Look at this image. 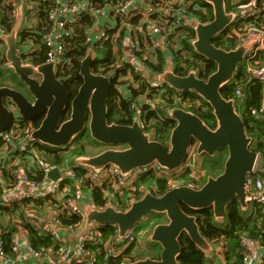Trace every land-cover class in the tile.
Listing matches in <instances>:
<instances>
[{
  "label": "water",
  "instance_id": "obj_1",
  "mask_svg": "<svg viewBox=\"0 0 264 264\" xmlns=\"http://www.w3.org/2000/svg\"><path fill=\"white\" fill-rule=\"evenodd\" d=\"M202 1L212 7L213 18L208 22H190L196 36L192 45L197 53L216 63V70L206 79L194 71L180 75L173 60L168 59L161 72L148 73V77L178 91L195 92L211 107L216 125L211 127L192 110L171 107L167 114L176 125L168 143L152 138L137 116L132 124L109 122L112 82L108 75L93 71L97 53L91 42H88L87 54L80 64L83 82L72 97L66 85L57 78L58 69L54 61L34 64L22 59L19 38L25 24V0H19L16 6L11 30L7 33L0 31V38L6 45L4 67L17 76L23 90L26 88L23 92L11 86H0V135L10 128L15 117L32 120L43 113L40 124L28 135L32 144L66 148L88 129L92 139L107 148L97 154L73 155L66 165L92 170L96 174L114 166L127 176L134 169L154 162L173 171L185 163L193 145L199 155L214 156L223 148L228 152L223 171L217 176H208L200 188L177 185L159 196L147 192L132 201L125 210L116 209L112 203L97 208L90 202L79 201L84 222L78 230L64 233L70 244H77L94 224L116 226L117 237L122 239L151 213L162 214L168 222L155 224L149 235L151 243L160 245V257H144L126 264H180V238L183 234L209 257L216 246L202 235L197 216L183 207L193 212L212 209L216 222L223 223L230 202L238 199L242 211H248L254 202L248 184L256 171L260 153L252 149L253 137L246 132L235 98H227L222 93L234 79L236 68L246 57L248 47L241 43L235 48L224 49L213 42L214 37L238 21L240 12L228 9V0ZM36 75L41 77V83ZM28 97H33L34 101ZM68 112L69 118L63 120ZM61 172L59 167L51 170L43 189L48 184L54 185Z\"/></svg>",
  "mask_w": 264,
  "mask_h": 264
},
{
  "label": "trees",
  "instance_id": "obj_2",
  "mask_svg": "<svg viewBox=\"0 0 264 264\" xmlns=\"http://www.w3.org/2000/svg\"><path fill=\"white\" fill-rule=\"evenodd\" d=\"M18 1L19 0H0V27L6 32H9L14 24V3ZM34 1L37 4L35 7L36 18L32 25L25 27L20 33L19 47L21 48L26 40L29 43H33L36 47V51L30 53L28 59H32L35 63H42L46 60L47 52L49 51V47L43 42V36L53 25V22L50 20V13L55 8L56 4L54 0ZM198 1L204 2L202 0ZM253 2L259 12L251 15L248 13L244 15L240 14L235 24L224 33L214 37L213 42L215 45L224 49L235 48L242 42L244 36H242L241 33L247 32L248 25H254L256 27L264 26V0H228L227 5L228 9L241 12L243 8L249 7ZM206 6L207 11L205 13L201 11L196 12L197 18L201 21H209L213 18L212 7L209 4ZM132 22L136 23L137 19H133ZM94 25L95 21L92 15L85 13L74 27L71 35L66 39L67 60L69 63L65 68V75L71 73L76 79V82L65 83L69 87V92L72 97L77 93L81 85L80 82L82 78L79 75L80 64L87 54L88 42L90 40L89 30ZM190 30L191 33L195 35L194 30ZM175 44H178V47L176 48L174 46L168 53L172 56L178 74L187 75L191 71H195L201 78L206 79L216 70V63L197 53L193 45L188 42V39L182 38L179 42H174V45ZM92 47L97 53V58L92 64L93 71L108 75L112 82V90L109 97V122L114 121L120 124H131L136 116L137 102L141 97L146 96L156 102L155 105L145 103L141 105V122L144 126V130L152 132V136L155 140L168 143L171 131L176 125L173 119L166 116V111L165 109H161V104L168 106V108L183 107L186 110H192L211 127H215V117L213 116L211 107L195 92L190 90L178 91L169 86L167 91H164L160 87H155L149 83L147 77L141 73L132 70L129 71V68H131L130 65L123 64L118 66V57L114 52V44L111 38L104 41L103 44L95 42L92 44ZM5 51L6 45L0 40V67L3 68V70L0 69V86L7 85L19 89L18 86L21 85V83L17 76L6 67L4 68L6 61ZM25 57L26 56H24V58ZM258 58L261 64H264V49L259 51ZM164 64V56L159 55L157 64H149V70L159 72L163 69ZM4 71L8 72L5 73ZM117 86L122 87V89L127 88L128 94H124L123 90L118 89ZM237 89H241V96L236 95ZM261 91L262 84L260 80L255 78L246 65L241 62L238 64L234 79L229 85L224 87L222 93L227 98H235L236 107L246 126V132L249 136L253 137L252 149L260 153V158L264 165V119H261L258 114L263 100ZM25 121L27 123L29 122L28 119L24 118V122ZM34 123L37 127L40 121H35ZM85 136H87L88 139L90 138L91 141H94L87 129L66 148H53L40 143H35V145L38 146L40 151L44 152V161L58 166H65L69 155L72 154L68 153V150L71 148L70 146H77L76 150H73V153H85L83 148H79V141ZM224 149L225 148L219 149L215 153L213 158L215 159L213 160L214 163L225 162L224 160H226L227 156L223 152ZM206 157L210 156L206 155ZM209 166L212 167V164L206 160L204 163L205 169L202 182L206 181L208 175H213L209 171ZM73 169L80 177L85 175L86 169L80 167H75ZM259 175H263V173L259 171L257 174L251 175L250 178L255 179ZM35 177L41 181L43 174L41 172L36 173ZM177 178L185 185H192L195 183V180L191 179L188 174H183ZM75 182L76 181L71 178L65 179L62 185L59 186V194L55 197L48 196V198L40 199L33 203L29 201H24V203H13L7 208L0 205V215L5 213L3 212L4 210H8L7 212H11L13 215L11 219L9 218L7 225L3 226L0 224L1 236L4 240V249L8 256L13 258V256L16 255L14 236L18 232L17 226L20 224L28 231L30 235V244L33 247L52 250L54 254H58L61 249L49 235L42 232L40 226L35 225L31 221H27L24 214H19V212L26 211L30 206L38 207L39 211L40 206L44 204L47 205L51 203L54 207L57 206L60 209L58 217L56 218L57 221L64 229L76 230L83 224L84 217L75 213L70 208V203L80 200L82 194L87 191H91L93 205L97 208H104L109 201V194L116 197L117 201L124 203L128 198L135 197L139 199L144 193L145 188H149V190L155 189V191L161 195L171 188L167 180L157 177L153 173L141 177L134 190L127 189L123 191L122 194L114 192L113 189L105 185L99 186L89 178L83 180L81 185H76ZM183 208L188 213L197 215L200 231L204 237L215 245L220 243L224 244V256L227 264H241L242 254L240 252V238L243 234H249L264 242V230L260 227V222L263 218V207L256 202L250 205L248 211H242L238 199L233 200L228 205L223 223L216 222L212 209H203L193 212L187 207ZM151 215L155 217H165L162 214L156 213H151ZM17 219L20 220V223L16 222ZM145 222V226H142V230L145 228L144 231H147L150 224L154 227L155 223L158 221L156 220L153 222L151 219H147ZM101 231L102 242H94L87 246L88 249L95 253L92 264H126L144 257L136 252V238L131 240L130 245L123 251L118 253L111 252L109 248L113 247L116 240L117 227L114 225H103ZM142 236H146L145 233ZM180 242L182 244V252L179 257L180 264H208V261L211 260L186 234L181 236ZM149 243L159 246V251L157 250V252L158 254L161 252L159 244ZM148 255L153 258L157 257L152 253ZM71 264L85 263L73 261Z\"/></svg>",
  "mask_w": 264,
  "mask_h": 264
},
{
  "label": "built area",
  "instance_id": "obj_3",
  "mask_svg": "<svg viewBox=\"0 0 264 264\" xmlns=\"http://www.w3.org/2000/svg\"><path fill=\"white\" fill-rule=\"evenodd\" d=\"M54 1L56 6L50 13V20L53 25L43 36L44 44L49 47L45 63L54 61L59 71H65L69 63L67 60L66 39L71 35L81 17L87 13L92 15L95 21V25L89 30L91 46L95 42L103 44L104 41L111 38L114 44V52L118 57V66L123 64L130 65L129 71L141 73L147 77L149 83L155 87H160L164 91H167L165 87L168 88V86L151 81L148 77V73H153V71L149 70V64H157L159 55L164 56L165 64L168 59L172 60V56L168 52L174 46L177 48L178 44L174 45V42H179L182 38L188 39V42L192 45V41L196 36L191 33L190 22L199 20L196 12L205 13L207 11V4L198 0ZM18 2L14 3L15 14ZM36 6L37 4L34 0H25L24 28L34 23ZM249 8L253 12L251 14L259 12L254 2L251 3ZM133 19H137V22L133 23ZM0 31L7 33L1 27ZM242 36L244 37L241 43H245L248 47L247 55L242 62L262 84L261 97L263 100L258 114L261 119H264V64H261L258 58L259 51L264 49V26L248 25L247 32ZM0 40L2 39L0 38ZM35 51V45L27 42V40L20 48L22 59H28L29 54ZM24 56L26 57L24 58ZM236 95H242L241 89L236 90ZM144 103L155 105V102L150 98L141 97L136 104L135 114L139 118L142 116L141 105ZM161 109H165L166 116H168L167 112L170 108L163 105ZM32 129L34 128L31 127V124L27 126L23 118L15 117L10 128L0 135V205L5 207L11 206L13 203H24V201L33 203L40 199L48 198V196L55 197L59 194V186L62 185L65 179L69 178L79 183H81V180L89 178L99 186L105 185L113 189L114 192L122 194L127 189L134 190L140 178L150 173L167 180L171 187L182 184V181L177 177L183 174H188L193 180H199L204 175L200 164L197 167L194 162H190L192 154V150H190L185 163L173 171L164 169L157 162H154L148 166L134 169L127 176H123L118 168L109 166L101 174H96L92 170L86 169L85 175L80 177L73 168L68 169L66 165L58 166L44 161V152L40 151L37 145L28 141V135ZM57 167L62 170L61 176L55 180L54 185L48 184L46 189H43L48 173ZM259 171L263 175H259L255 179L249 178L248 188L254 197V202L263 207V218L261 219L260 227L264 230V165L257 168L255 173L257 174ZM39 172L43 174L41 181L35 177L36 173ZM197 173L198 175H196ZM147 192L160 195L155 189L149 190V188H145L141 197ZM4 196H7V198ZM108 197L109 201L106 205L112 203L118 210L127 209L132 201L137 199L132 197L121 203L119 201L114 202L112 199L115 197L112 194H109ZM70 208L75 213L83 216L81 208L78 206V201L71 202ZM37 212L39 213V209ZM82 226L83 224L76 230ZM102 226L94 224L84 236L78 239L77 244H70L64 234L66 231L76 230L64 229L57 219L53 220V222L43 223L40 227L43 233L49 235L61 247L58 252L61 263L71 264V262L77 261L92 264L95 253L88 249L87 246L94 242H102ZM132 238H134L132 231L127 233L122 239H119L116 235V240L113 247H111L114 251L110 248L109 250L113 253L120 252V249L124 247V242L129 239L133 240ZM27 252L37 260L53 259L52 250L37 249L30 243L27 246ZM224 252L223 243L216 245L213 255L209 257L211 260L208 261V264H227ZM240 252L242 254L241 264H264V242L260 239L254 238L249 234H243L240 238ZM13 261V258L5 252L4 240L0 230V264H14Z\"/></svg>",
  "mask_w": 264,
  "mask_h": 264
},
{
  "label": "crops",
  "instance_id": "obj_4",
  "mask_svg": "<svg viewBox=\"0 0 264 264\" xmlns=\"http://www.w3.org/2000/svg\"><path fill=\"white\" fill-rule=\"evenodd\" d=\"M247 9H248L247 7L243 8L241 11V14L244 15L245 11H247ZM243 10H245V11H243ZM246 13L251 15V13H253V12L250 11V12H246ZM124 90H125V92L128 93L127 88H125ZM69 168H71V167H69ZM82 182H83V180H81V183L75 182V184L81 185ZM4 197L7 198V196H4ZM79 201H87V202L92 203V205H93L91 191H87V192L83 193L81 196V199L78 200V202ZM45 207H47V212L43 216L42 213L44 212L43 209ZM7 211L8 210H4L3 212H5V213H2L0 215V224H2L3 226L7 225L9 222V218L11 219L13 217L11 212L9 213ZM37 211H38V207L30 206L27 208V211L19 212V214L20 215L24 214L27 221H31L35 225L41 226L43 223H46V222L49 223V222H53V220H56L55 218L58 217V213H59L60 209L57 206L54 207L51 203H48L47 205L44 204L43 206L42 205L40 206L39 213ZM38 217H41V218H38ZM16 222L20 223V220L17 219ZM17 227H18V232L14 236V243H15V249H16V255L13 256V260H14L13 263L14 264H65V263H61L59 261V257H58L57 253L56 254L53 253V259L52 260H44V261L37 260L33 256H31L30 254H28L27 246L30 243V235H29L28 231L24 227H22L21 224L18 225ZM0 230H1V226H0ZM148 230H149V228H148Z\"/></svg>",
  "mask_w": 264,
  "mask_h": 264
},
{
  "label": "rangeland",
  "instance_id": "obj_5",
  "mask_svg": "<svg viewBox=\"0 0 264 264\" xmlns=\"http://www.w3.org/2000/svg\"><path fill=\"white\" fill-rule=\"evenodd\" d=\"M248 9H247V11H245V10H243V11H245V13L246 12H249L250 11V8L249 7H247ZM246 32V31H245ZM245 32H243V33H241V35H245ZM186 53V52H185ZM5 68V67H4ZM0 69H2L3 70V68L2 67H0ZM5 73L6 72H8V71H4ZM117 88L118 89H122V87H120V86H117ZM165 89L167 90L168 88L167 87H165ZM123 90V93L124 94H128L127 92H125V90H124V88L122 89ZM151 100H153V99H151ZM154 102H156L155 100H153ZM153 103V102H152ZM154 104V103H153ZM161 106L163 107V104H161ZM148 132V131H147ZM149 133H151V135H153L152 134V132H149ZM152 138H154L153 136H152ZM82 145H84V148H83V150H84V152H85V154H97V153H99V152H101L102 150H104L105 148H107L106 146H101V148H98L99 147V144L98 143H96V142H94V141H91L90 140V138L88 139V137L87 136H85L83 139H81V141H79V148H82L81 146ZM71 148H70V150H68V153H72V151L74 150V149H76V147L77 146H70ZM193 149H194V146H193V148H192V154H191V157H190V162H194L195 163V165H197V167H199V165L198 164H200V162H201V160L203 161L204 160V158L203 157H200V158H198L197 156L195 157V152L193 151ZM227 150L226 149H224V154H226V156H227V152H226ZM75 153V152H74ZM74 155H76V154H74ZM73 155L71 154V155H69V158H71ZM205 157H206V154H205ZM214 157H207V161L208 162H211V164H212V167H210L209 166V171H210V173H212L214 176H217V175H219L222 171H223V166H224V163L225 162H222V163H214L213 162V160H215V159H213ZM227 158V157H226ZM225 161V160H224ZM261 166H263V164H262V161H261V158L259 159V161H258V164H257V167H256V169L257 168H260ZM203 170V169H202ZM204 171V170H203ZM196 175H198V173L196 174ZM114 202H117V199H116V197L115 198H113L112 199ZM43 213H42V215L44 216V214L47 212V207H45L44 209H43ZM31 218V217H30ZM147 218V217H146ZM145 218V219H146ZM145 219H142L140 222H139V224L134 228V229H132L131 231H132V233H133V236H134V238H136V247H137V249H136V252L138 253V254H140L141 256H144V257H151V256H149L148 254H150V253H152V254H155V255H157L158 254V252H157V250L159 251V246H158V248H156L155 247V245H151L149 242V235L151 234V231H152V229H153V225H151L150 224V227H149V230H147V231H144V229L142 230V226L144 225L145 226ZM148 219H151L153 222H155L157 219H156V217L155 216H153V215H150L149 216V218ZM158 222H161V221H165L164 219H161V220H157ZM145 233V235L146 236H142V234H144ZM134 238H132V239H134ZM131 241V239H129V240H127V241H125L124 242V247H123V249H125V248H127L129 245H130V242ZM111 250H113L114 251V249L113 248H110ZM123 249H120V251H122ZM118 251V250H117ZM160 254V253H159ZM144 257H142V258H144Z\"/></svg>",
  "mask_w": 264,
  "mask_h": 264
},
{
  "label": "flooded vegetation",
  "instance_id": "obj_6",
  "mask_svg": "<svg viewBox=\"0 0 264 264\" xmlns=\"http://www.w3.org/2000/svg\"><path fill=\"white\" fill-rule=\"evenodd\" d=\"M23 61H25V62H32V63H34V64H39V63H35L32 59H27V58H25V59H23ZM80 70V69H79ZM99 74H101V73H99ZM79 75L81 76V74H80V72H79ZM56 76H57V78L62 82V83H73V82H76V79L74 78V76L71 74V73H68V74H66L65 75V71L64 72H61V71H59V70H57V74H56ZM36 78L38 79V81L41 83V77H39L38 75H36ZM81 78H82V76H81ZM83 82V78H82V81L80 82V83H82ZM19 83V82H18ZM21 83V82H20ZM66 85V84H65ZM66 87L68 88V90H69V87L66 85ZM18 88L21 90V91H23V92H25L26 91V88L23 90V85L21 84V85H19L18 86ZM29 98V100L30 101H34V98L33 97H28ZM44 114L45 113H43V114H40L39 116H36L35 118H33L32 120H29V122L27 123L26 121H25V123H26V125L27 126H29L30 124H31V127H33V128H36V126H35V121H40L41 122V120L43 119V117H44ZM69 118V112L68 113H65V115H64V118H63V120H66V119H68ZM133 121H134V119H133ZM40 124V123H39ZM132 124V123H131ZM101 146H105V145H102V144H99V147L98 148H101ZM194 146V145H193ZM193 146L190 148V150H192V148H193ZM82 148H84V145H82L81 146ZM122 147H125V146H122ZM106 149V148H105ZM76 149H74V151H75ZM193 151L195 152V155L198 157V158H200V157H203L204 158V160L202 161L201 160V162H200V166H201V168L204 170L205 168H204V163H205V161L207 160L206 158L207 157H205V154H203V155H199L198 153H197V150H196V146H194V149H193ZM190 152V151H189ZM74 154H77L76 152L75 153H73V151H72V155H74ZM83 154H85V153H83ZM198 154V155H197ZM207 156H210V155H208V154H206ZM215 156V155H214ZM214 156H210V157H214ZM187 158H188V156H187ZM205 172H206V170H205ZM208 176H214V175H208ZM207 176V177H208ZM204 178V175L199 179V180H195V183L194 184H188V185H190V186H192V187H194V188H200L205 182H202V179ZM179 185H185V184H179ZM161 195V194H160ZM194 214V213H193ZM151 215V214H150ZM150 215H148V217L145 219V220H147L148 218H149V216ZM196 215V214H195ZM197 216V215H196ZM226 216V215H225ZM156 219L157 220H161V219H164L165 221H161V222H156L155 224H157V223H166V222H168V220L165 218V217H156ZM155 247L156 248H158V246H156L155 245ZM160 254H161V252H160ZM160 254H158V255H155L154 254V256H157L156 258H159L160 257ZM151 258H153V257H151Z\"/></svg>",
  "mask_w": 264,
  "mask_h": 264
}]
</instances>
